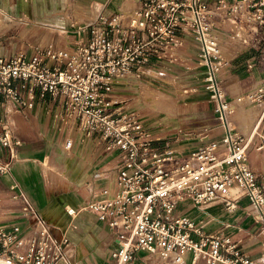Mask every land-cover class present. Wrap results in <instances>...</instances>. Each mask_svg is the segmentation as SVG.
<instances>
[{
	"label": "built area",
	"instance_id": "obj_1",
	"mask_svg": "<svg viewBox=\"0 0 264 264\" xmlns=\"http://www.w3.org/2000/svg\"><path fill=\"white\" fill-rule=\"evenodd\" d=\"M77 1L70 0L72 7ZM108 3L80 28L89 33L81 42L32 43L10 57L0 56V96L6 105L0 143L19 145L7 120L8 104L32 109L24 90L39 89L63 104L66 151L76 138L97 137L113 161L92 200L77 211L67 209L70 216L89 211L113 231L110 264H262L244 254L229 232L206 233L182 208L189 202L202 212L219 202L233 212L238 201L232 189L238 186L264 224V187L249 161L254 150L264 164V74L237 99L259 108L249 134L231 128L228 118L236 108L217 78L244 51L255 54L244 67L264 72V0H122L114 10ZM185 37L197 46L196 62L205 69L215 115L225 129L221 139L189 152L156 146L143 115L114 96L116 86L132 84L155 61L182 60ZM11 172V164L0 160V179ZM20 217L26 220L6 227L0 214V264L66 259L40 211L26 209Z\"/></svg>",
	"mask_w": 264,
	"mask_h": 264
},
{
	"label": "crops",
	"instance_id": "obj_2",
	"mask_svg": "<svg viewBox=\"0 0 264 264\" xmlns=\"http://www.w3.org/2000/svg\"><path fill=\"white\" fill-rule=\"evenodd\" d=\"M79 1L88 6L94 5V10L97 13L100 11V7L107 2L112 10L122 2V0H78L77 5H79ZM65 5L66 0H0V24L6 23L5 27L0 29V56L10 57L19 48L38 43L41 29L49 32L55 39L54 41L59 42V46L74 44L65 41V38L69 36L67 33H71L68 29L70 20L64 12ZM88 6L85 7L90 10V6ZM125 8L130 9L131 4L126 3ZM70 9L73 10V7H70L69 11H71ZM77 12L81 11L77 10ZM80 28L77 30L88 33L87 30ZM85 36L87 37V34ZM191 46H193L192 49H190ZM193 48L197 50L195 43L189 37H185L184 49H188L194 54L197 53ZM182 53L184 52L182 51ZM242 54H244L243 59L237 58L231 65L225 67L219 74V78L224 85L230 84V80L234 79L236 86L233 91L244 93L252 89L255 83L258 84L264 72L262 69L258 70L259 68L246 71L244 64L242 67L240 66L243 70H240L237 63L241 60L244 63V60L255 55L252 51H244L240 55ZM24 96L34 102L33 108L27 109L13 103L8 104V109L12 110V113L6 115L7 120L14 124L16 137L20 141L19 145L12 148L5 147L0 143V160L10 163L12 169L10 177L0 179L2 224L9 227L18 220L24 221L26 219L20 215L25 213L26 209H36L48 220L56 237L60 232H57L58 227L54 226L53 221L57 213H63L60 206L65 208L71 205L80 208L89 203L93 198L92 191L97 190L103 184L104 171L112 166L113 161L111 159L110 162H107V155L99 144L95 148L93 138H90L91 140L84 147L85 153L81 158L65 157L63 143L67 131L63 122V104L51 95L43 94L39 89L34 91L25 89ZM5 106L4 99L0 96V114H4ZM241 110L244 113L247 112L244 107ZM244 113H239L238 117L244 121L247 127L240 122L241 124H238L236 128L242 130L241 133L249 134L256 124L258 111L252 113L251 120L245 119ZM230 126L232 129H236L232 123ZM261 127L264 128V122ZM1 132L2 127L0 126V135ZM78 142L81 141L78 139ZM102 154L105 156H101ZM249 161L252 170L258 175L259 181L264 187L263 157L251 150ZM47 164L59 168L65 167L64 169L67 170L65 174L68 175L67 181H63L62 177L57 176L52 168L47 169ZM13 184H16L17 188L13 189ZM17 193L21 196L18 197ZM232 194L238 201L237 208L233 212H228L225 206L219 202L206 206L202 212H197L191 203L186 202L182 212L192 216L206 233H217L221 230L229 232L233 239L239 242L240 249L244 254L264 264V224L250 201L242 195L238 186L233 187ZM66 218L64 213L62 220ZM32 221V218L29 217L26 222L30 224ZM86 228V225L81 223L77 225L78 230ZM108 230H105L107 237L105 242L112 239L114 248L115 234L113 231L109 233ZM79 235L77 233L73 236L79 240ZM82 239L85 244L79 246L78 249L67 251L66 259L61 260L58 264H81L85 259L92 264L93 259L99 256L95 247L96 239L92 236ZM108 245L105 244V246ZM111 251L109 252L106 247L101 252V256L104 257L108 254L111 256Z\"/></svg>",
	"mask_w": 264,
	"mask_h": 264
},
{
	"label": "rangeland",
	"instance_id": "obj_3",
	"mask_svg": "<svg viewBox=\"0 0 264 264\" xmlns=\"http://www.w3.org/2000/svg\"><path fill=\"white\" fill-rule=\"evenodd\" d=\"M85 6L88 5L79 1V5L76 3V7H73V11H69V8L72 7V3H70V0H66L64 12H66L70 20V28L68 29L69 32H71L67 33L69 36L65 38L67 43L71 42L75 44L89 37V33H83V31H78L77 29L85 25V22L87 23L94 19L97 12L94 10V5H89L90 10ZM77 10L81 12H77V14ZM4 25H6L5 22L0 24L1 30L5 27ZM45 31L44 29L40 30V41L37 44L47 45L54 42L55 39H53V36ZM85 34H87V37ZM58 43L56 44L58 45ZM192 47L193 46H191L190 49H192ZM193 50L197 52L195 48H193ZM182 51L184 52L182 60L171 61L166 58L155 61L151 67L144 71L143 75H140L137 80H133L132 84L116 86L114 96L120 99L121 106L139 111L141 115H143L146 127L150 131L152 137L156 139V146L163 147L165 145H171L176 147L179 151L189 152L212 140L221 139L225 134V129L222 122L215 115L216 102L213 99L214 92L206 82L205 69L198 66L196 62L197 53L194 54L188 49H183ZM190 54H193V56H190ZM243 56L244 54L240 55L239 58L243 59ZM243 64L241 60L237 63V66L242 67ZM241 67L240 70H243ZM217 78L221 79L219 78V74ZM234 84H236L234 79L230 80V84L228 85H224L223 82L220 83V88L225 92L232 106L236 108L233 113H230L228 119L235 128L241 123L247 127L244 121L238 117L239 113H244L241 109L244 107V109L247 110V112L244 113V116H246L245 119L248 118L251 120L252 113H256L259 108L248 106L247 104H239L237 99L245 92H234L233 88L236 86ZM256 86L255 83L252 89ZM235 130L240 133L242 131L237 128ZM67 137L68 132L63 143L65 157L71 156L74 157V159L81 158L85 153L84 147L91 139L87 138L85 142L81 143L78 142V138H76L73 150L68 152L65 148ZM92 140L95 142V148L99 144L102 149V145H100L97 137ZM101 156H105V154ZM106 159L107 162L111 160L109 156H107ZM46 168H52V171H55L54 173L57 176L62 177L63 181H67L68 175L65 174L67 171L64 169L65 167L59 168L47 164ZM60 207L63 213H57L56 217H53V224L54 226L57 225V232H60L56 238L62 242L64 256H66L67 251H70V249H78L79 246L84 245L85 243L82 238L85 239L88 236H92L96 239L97 244L95 247L99 253V256L93 259L92 264H110L111 256L108 254L105 255L104 258L101 256V252L103 249H106V247L109 252L113 249L112 239H108L107 243L105 242L107 238L105 236V230L109 229V233L112 230L107 225L97 220V217L89 211H79L76 213V216H70L67 209H74L77 211L79 208L71 205L65 208H63L62 205ZM64 213L67 218L62 220ZM80 223L86 225L87 228L85 230H78L77 225ZM77 233L80 234L79 240L73 236L77 235ZM105 244L109 245L105 246ZM81 264L90 263L85 259Z\"/></svg>",
	"mask_w": 264,
	"mask_h": 264
}]
</instances>
